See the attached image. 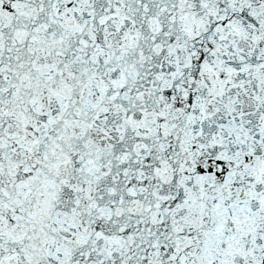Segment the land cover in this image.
<instances>
[{"label": "snow or ice", "instance_id": "1", "mask_svg": "<svg viewBox=\"0 0 264 264\" xmlns=\"http://www.w3.org/2000/svg\"><path fill=\"white\" fill-rule=\"evenodd\" d=\"M0 264H264V0H0Z\"/></svg>", "mask_w": 264, "mask_h": 264}]
</instances>
